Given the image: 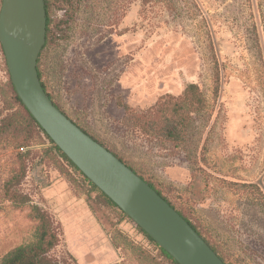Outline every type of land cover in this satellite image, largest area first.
Wrapping results in <instances>:
<instances>
[{
	"label": "rangeland",
	"instance_id": "1",
	"mask_svg": "<svg viewBox=\"0 0 264 264\" xmlns=\"http://www.w3.org/2000/svg\"><path fill=\"white\" fill-rule=\"evenodd\" d=\"M49 3L41 71L52 101L160 186L227 263L264 264V201L243 185L264 177V0ZM8 80L0 55V106L11 100ZM192 83L209 106L183 145L162 144L129 122L130 110L144 113ZM51 146L33 147L38 154L23 185L28 204L9 201L7 175L0 176V259L34 241L39 221L32 206H38L60 222L58 256L77 264H144L136 260L140 249L156 253L148 239L132 220L101 205L79 172L45 151ZM9 162L2 158L3 172L14 166Z\"/></svg>",
	"mask_w": 264,
	"mask_h": 264
},
{
	"label": "water",
	"instance_id": "2",
	"mask_svg": "<svg viewBox=\"0 0 264 264\" xmlns=\"http://www.w3.org/2000/svg\"><path fill=\"white\" fill-rule=\"evenodd\" d=\"M46 38L45 0H2L0 44L14 89L33 118L73 164L178 264H225L156 190L54 104L38 74Z\"/></svg>",
	"mask_w": 264,
	"mask_h": 264
},
{
	"label": "trees",
	"instance_id": "3",
	"mask_svg": "<svg viewBox=\"0 0 264 264\" xmlns=\"http://www.w3.org/2000/svg\"><path fill=\"white\" fill-rule=\"evenodd\" d=\"M0 5L2 6V0H0ZM45 6L47 12V38L43 52L49 43L50 24L52 22V12L49 0H45ZM43 52L38 60V74L44 90L49 95L41 71ZM0 55L2 56L3 64L9 79V86L12 91L10 102L3 101L0 106V163L4 156L10 158L9 163H15L11 168H7V172H3L4 169H2V165H0V176L7 175L4 189L5 197L9 201L16 202L19 205L28 204L31 201V196L25 194L26 191L24 190L23 185L29 168H32L35 165L32 163H34L38 154V150L33 147L39 144L43 145L45 142L49 141L52 146L46 149V152H55V154L61 157V159H63L70 167L79 172L82 176V183H85V185L88 186V192H91L92 194L96 193V200H98L101 205L110 209L111 212L115 213L116 217H119L121 220L122 218L129 219L124 212L112 202V200L100 191L73 164V162L54 144L47 133L33 118L14 89L1 44ZM221 84V72L218 71L214 76L213 89L216 100L219 98ZM49 97L51 98L50 95ZM208 106L209 101L206 94L201 90L198 84L192 83L185 88L181 95L176 97L170 95L163 97L144 113L138 114L130 110V119L128 120L144 134L152 136L162 144L170 143L174 148H177L188 141L190 130L197 118L205 115ZM127 166L130 167L129 165ZM132 170L156 190L158 194L162 196L194 228V230H196V232L207 242L225 264H229L199 230L197 225L186 216L185 212L177 207L168 196L160 191V186L156 187L142 174L134 169ZM243 185L256 188L262 201H264V177L258 184ZM32 212V215H34L39 221L34 241L29 244L15 247L0 259V264H77L72 256L64 258L54 253L58 249L57 247L62 243L63 235L60 222H58L51 213L38 206H32ZM136 227L142 234H144L156 251V253H151L148 250L140 249L141 253L136 256L137 261L144 262V264H178L139 226L136 225Z\"/></svg>",
	"mask_w": 264,
	"mask_h": 264
},
{
	"label": "crops",
	"instance_id": "4",
	"mask_svg": "<svg viewBox=\"0 0 264 264\" xmlns=\"http://www.w3.org/2000/svg\"><path fill=\"white\" fill-rule=\"evenodd\" d=\"M58 188H60V189H61V188H62V186H61V185H58Z\"/></svg>",
	"mask_w": 264,
	"mask_h": 264
}]
</instances>
